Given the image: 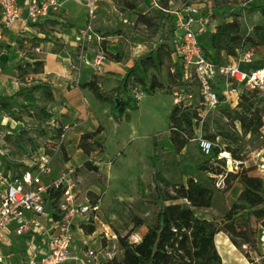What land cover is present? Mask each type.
<instances>
[{"label":"rangeland","instance_id":"1","mask_svg":"<svg viewBox=\"0 0 264 264\" xmlns=\"http://www.w3.org/2000/svg\"><path fill=\"white\" fill-rule=\"evenodd\" d=\"M258 1L171 0L165 9L160 0H101L100 15L94 22V31L102 38L112 37L111 44L118 47L117 52H121L123 57L137 60L140 55L161 45L167 46L169 50L175 49V13L190 3L201 7L208 31L213 22L216 25L223 21L230 22L236 13L239 14L236 18L241 25L242 35L248 36L253 27L264 24L258 13L248 9L250 3ZM59 4L60 7L52 13L55 18L48 20V25L41 28L43 38L27 39V43H15L14 40L7 42L9 39H4V44H0V93H12L14 83L19 88L22 86L16 69L28 63L26 59L32 56L43 60L44 54L50 51L65 52L71 59H68V63L74 64L77 53L74 48L77 46L73 32L86 21L82 0L75 1V22L64 16L65 7L61 1ZM129 4L134 8L130 9ZM140 17H145L149 23L144 25ZM106 44L103 39L101 50L102 47L106 50ZM253 50L252 63L246 68H264V47ZM105 58L110 59L107 55ZM57 59L62 61L61 58ZM45 66L49 68L48 61ZM41 77L42 74L33 75L27 70L24 77L26 86L36 85ZM158 78L163 88L152 94L142 93L139 100H134L137 108L126 110L117 119L111 114L110 104L106 114H103V110L95 113L94 104L100 102L92 98L91 94L85 100L74 98L72 106L75 111L60 108L63 104L60 100L47 103L37 95L39 105L52 116L47 122H41L36 117H24L22 122H15L0 112V155L3 157L0 162V193L5 187L4 179L8 181L23 172L33 171L35 159L42 152L51 158V173L43 177L44 184L72 170L78 201H88L98 207L87 225L93 226L92 234L81 228L83 221L79 220L78 230L81 232H76L73 252L79 255L86 246L95 251L99 264H109L112 260L120 262L123 251L116 235L127 237L130 243H137L147 228L155 223L162 200L174 195V189L186 185L189 178L213 191L209 208L194 209L196 219L210 231L222 229L220 223L224 215L242 192L238 180L229 178L226 182V174L244 172L250 177L264 180V129L248 136L240 124L233 120L234 109L215 110L208 113L202 122H194L192 129H185V137L181 136L178 143L172 144L169 137L173 131L170 130L168 117L175 106L173 92L181 83L170 79L166 66ZM41 82L48 84V81ZM134 87L139 86L131 84L127 94L120 96L121 99H133ZM191 91L199 100L197 88L193 86ZM108 92L106 90L110 94ZM20 101L18 98L16 103H12L17 110ZM183 103L180 107L184 109V105L189 102ZM95 120L97 127L92 128ZM60 128L65 129L63 138L60 136L56 139L54 135ZM97 129L100 133L90 141L97 146H93V151L86 155L78 149L80 137ZM208 136L213 139H208ZM200 138L210 140L213 148L220 150L217 157L220 162L212 154L206 156L200 152L197 144ZM86 162L97 170H87ZM200 167L204 170H199ZM157 173L165 183L159 181ZM136 218L143 222L140 228H134ZM242 222L238 221L240 228ZM247 227L252 230L248 234L249 244L243 245L238 241L239 248L234 247L224 231L214 236L221 264H264V231L253 217L249 219ZM16 241L12 249L0 245L1 253L6 256L12 254V264L23 258L28 247L23 240ZM33 242L37 246V242Z\"/></svg>","mask_w":264,"mask_h":264},{"label":"trees","instance_id":"2","mask_svg":"<svg viewBox=\"0 0 264 264\" xmlns=\"http://www.w3.org/2000/svg\"><path fill=\"white\" fill-rule=\"evenodd\" d=\"M170 1L160 0L165 9ZM128 6L130 9L134 8L132 4ZM248 9L250 12L258 13L261 20L264 21V0L250 3ZM234 15L232 21H223L216 26L214 32L207 31L198 38V44L203 55L215 63L224 62L227 58H236L238 52L264 47V24L256 25L253 27L251 35L244 36L241 33V25L236 18L239 14L235 13ZM140 19L144 25L149 23L145 17H140ZM102 51L110 60L120 62L121 52L111 55L106 52L105 47H102ZM174 53L175 49L169 50L167 46L161 45L134 61L116 88V98L119 99L118 106L115 105L113 98L106 97L102 93L95 80L82 84L81 88L89 90L98 102L109 103L111 114L114 119H117L126 110L137 108L134 99L128 97L123 100L120 97L127 94L128 87L131 84L139 86L145 94H152L156 90L162 89L163 83L160 82L158 76L161 75L165 66L170 79L175 83H181V88L178 86L175 88L183 89L184 84L180 79V63L177 59H172ZM28 60L32 63L28 61L16 69L22 86L9 97L0 96V112L15 122H22L24 117H36L41 122H47L52 116L44 107L39 105L37 95L47 103H52L54 102L52 88L41 81H38L36 85L26 86L24 77L27 75V70H30L33 75H41L44 72L43 60L34 56ZM0 66H2L1 61ZM171 69L174 70V73L171 72ZM18 98L21 99L17 104L19 110L12 106V103L14 101L16 103ZM180 106L175 105L168 117L170 130L173 131L169 137L172 144L179 142V138L185 135L183 133L185 129H192L194 122L195 124L198 123L199 110L197 105L184 106V109ZM235 108L233 120L240 124L246 135L259 133L264 127V120H262L264 118V97H259L255 92L244 91L241 93L240 101ZM226 109H230V107L221 106L216 110ZM63 132L64 129L60 128L54 137L59 139ZM99 133L100 130L97 129L94 132L83 134L80 137L78 149L89 155L93 151V146H97L95 142L90 143V141ZM207 138L213 139L210 136ZM219 153V149L212 148L211 154L216 160ZM2 160L3 157L0 155V162ZM220 161V159L217 160V162ZM85 167L89 171L97 170L89 162L85 163ZM199 170L204 169L200 167ZM212 174L217 175L218 173ZM156 177L161 183L166 182L158 173ZM229 178L240 182L242 192L224 215L220 223L222 229L210 231L196 219L194 209L209 208L213 200V191L189 178L186 185H180L174 189V195H168L162 200L155 223L147 228L137 243H130L127 237L116 235L123 255L120 262L115 263L112 260L109 264H221L220 256L215 248L214 236L222 231L229 236L231 243L236 248H239L238 241L243 245L249 244L248 234L252 230L247 226L251 217L260 223V227L264 231V180L258 177H250L244 172L227 173L226 182ZM227 188H229V184ZM59 196V191L49 192L48 198L52 201L51 206H55ZM239 220L243 221L241 223L242 228L238 226L240 225ZM141 226H143V222L138 218L134 219V228ZM82 229L88 234L94 232L93 226L82 225Z\"/></svg>","mask_w":264,"mask_h":264},{"label":"built area","instance_id":"3","mask_svg":"<svg viewBox=\"0 0 264 264\" xmlns=\"http://www.w3.org/2000/svg\"><path fill=\"white\" fill-rule=\"evenodd\" d=\"M99 2L82 0L86 21L74 37L79 62L97 72L102 71L106 61L104 52L99 48L103 39L94 31ZM59 7L58 0H22V3L19 0H0V44L4 31L22 20L31 22L46 18ZM175 14L174 55L180 63V79L184 84L183 89L175 88L173 92L175 105H183L184 101L189 102L184 106L197 105V118L202 122L208 113L221 106L234 109L244 91L264 97V68H246L252 63L253 49L238 52L236 58L215 63L203 55L198 44V38L208 31L201 7L190 3ZM91 44H95L97 49L88 60L86 54ZM171 72L174 73V70L171 69ZM193 86L197 88L199 100L191 91ZM142 93L140 87H134L133 99L139 100ZM173 130L176 131L175 128ZM197 144L203 155L212 153L213 143L210 140L200 138ZM34 165L33 171L23 172L8 181L4 179L5 187L0 193V245L11 247L16 240L26 242L28 247L23 258L13 264H99L95 251L86 246L79 255L73 252L76 232H81L78 230L79 220L83 221L82 225H89V218L97 213L98 207L88 201H78L72 170L44 184L43 177L51 173V158L42 152ZM50 191L60 193L55 206H51L52 201L48 198ZM33 241L37 242V246ZM83 244H86L85 241ZM0 264H12L1 250Z\"/></svg>","mask_w":264,"mask_h":264},{"label":"crops","instance_id":"4","mask_svg":"<svg viewBox=\"0 0 264 264\" xmlns=\"http://www.w3.org/2000/svg\"><path fill=\"white\" fill-rule=\"evenodd\" d=\"M58 1L59 2L61 1V3H63V6L65 7L66 13L64 16L70 18L71 22H75L76 19L74 17L76 16V13H75L74 5L76 0H58ZM100 2L98 6V17L100 15ZM82 10L84 11V21H85L86 13L83 5H82ZM53 12H51L48 17L36 21L27 22L25 20H22L13 28L4 31L3 40L1 44L2 43L4 44V39L7 40L9 39V41L7 42H10V40H14L15 43L16 41L18 42L23 41V43H27L28 42L27 39L43 38L44 35L42 34L43 32L41 31V28H43L45 24L48 25L49 22L48 20L55 18V16L52 15ZM83 26L84 24H82V26H79L74 30L73 32L74 37L78 29L82 28ZM216 26H217L216 23L213 22V24L211 25L210 32H214ZM102 39H104V41L107 42L106 52L111 55H115L118 51V47L116 45L111 44L113 42L112 37L108 36ZM74 49L77 50V53H76V58L73 59L74 64L73 65L71 64L72 66L70 65V63H68L69 62L68 59L70 58L65 54V52L50 51L49 53L44 54V56L42 57L44 61L43 64L44 72L40 80L44 82L48 81V84H50L52 88L55 102L60 100L63 103L62 106H60V108H62L65 111L66 109H69L70 111H75L74 107L72 106V104H74V98L81 97L83 100H85V97L90 96L89 94L92 95V93L89 90L81 88L82 84L87 83L91 80H95L99 85L100 89L103 90V88H105V91L103 90L102 93L106 97L113 99L116 98V88L118 87L120 81L123 79L127 69L131 67L133 62L136 60H134V58L127 59L125 58V56L124 57L122 56L123 58H121L120 62H115L109 59L103 63L102 72L97 73V71L92 67L86 66L84 63L79 62L78 49L76 47ZM96 49H97L96 45L91 44L88 47V53L86 54V59L90 60ZM57 58H61L62 61H59ZM172 59L175 60L174 54L172 55ZM26 60L30 62V60L28 59ZM47 61L50 65L49 68L45 66ZM13 87H14V91H12V93H0V96L9 97L12 94L16 93L19 89V85L14 83ZM106 90H109L108 93L110 94H107ZM92 98H94L93 95ZM94 105L96 108V110L94 111L95 113H97V111L103 110L104 111L103 114H106V112L109 111V103L98 104L96 102ZM93 124L94 125L92 126V128H96L97 121L95 120ZM10 248L12 249L15 247L14 245H12ZM12 257L13 256L11 253L6 256V258L10 262L12 260Z\"/></svg>","mask_w":264,"mask_h":264},{"label":"water","instance_id":"5","mask_svg":"<svg viewBox=\"0 0 264 264\" xmlns=\"http://www.w3.org/2000/svg\"><path fill=\"white\" fill-rule=\"evenodd\" d=\"M114 102H115V105H116V106L119 105V99H118V98H115V99H114Z\"/></svg>","mask_w":264,"mask_h":264}]
</instances>
